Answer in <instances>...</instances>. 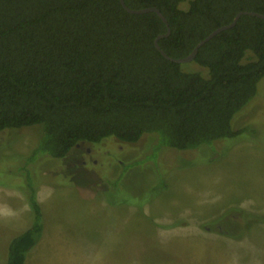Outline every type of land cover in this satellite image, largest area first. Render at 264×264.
I'll return each instance as SVG.
<instances>
[{
    "label": "trees",
    "instance_id": "16d2710c",
    "mask_svg": "<svg viewBox=\"0 0 264 264\" xmlns=\"http://www.w3.org/2000/svg\"><path fill=\"white\" fill-rule=\"evenodd\" d=\"M125 3L161 11L170 33L158 43L174 58L240 11L264 14V0ZM166 32L156 12L130 13L120 0H0V132L41 125L55 158L108 137L136 143L157 133L187 150L246 132L232 120L264 80V18L241 15L190 65L156 48ZM25 198L32 223L10 239L5 264H24L42 231L36 192Z\"/></svg>",
    "mask_w": 264,
    "mask_h": 264
},
{
    "label": "rangeland",
    "instance_id": "374dc122",
    "mask_svg": "<svg viewBox=\"0 0 264 264\" xmlns=\"http://www.w3.org/2000/svg\"><path fill=\"white\" fill-rule=\"evenodd\" d=\"M232 126L247 131L187 150L108 137L61 158L41 125L3 130L0 251L32 223L18 221L25 194L42 191L63 255L48 264H264V80Z\"/></svg>",
    "mask_w": 264,
    "mask_h": 264
},
{
    "label": "crops",
    "instance_id": "0c3cea01",
    "mask_svg": "<svg viewBox=\"0 0 264 264\" xmlns=\"http://www.w3.org/2000/svg\"><path fill=\"white\" fill-rule=\"evenodd\" d=\"M36 199H37V201H38V203L42 209L41 204H42V201H44L46 199V194L42 191H38L36 193ZM29 208L30 207H28V206H25L23 209L21 208L22 212H24V214L19 215L18 221H21L22 219H26L24 225H27L28 223H30L29 212H31V210ZM21 209H19V211ZM21 232H23V231L18 232V234ZM9 239H11V238H9ZM53 241H54V236L50 235L47 228H45V224L42 223V231H41L36 243L26 253L25 259H24V264H41L42 259H45L46 264H48V263L53 261L54 257L61 258L63 256V255H61V252H59L58 250H55V249L50 250V247L52 248V242ZM8 242H9L8 239L5 240L3 250L0 251V264L6 263L7 257L5 256V247H6V245L8 246Z\"/></svg>",
    "mask_w": 264,
    "mask_h": 264
},
{
    "label": "water",
    "instance_id": "95a60500",
    "mask_svg": "<svg viewBox=\"0 0 264 264\" xmlns=\"http://www.w3.org/2000/svg\"><path fill=\"white\" fill-rule=\"evenodd\" d=\"M120 2L122 4V6L124 7V9L127 10L130 13L141 14V13H146V12L154 11V12H156L163 19V21L167 25V32L165 34L159 35L155 39V46L163 54V56H165L166 58H168V59H170L172 61H175L177 63H189V62L193 61L194 58H195V56H196V54H197V52H198V50H199V48L203 44H205L207 41H209L217 33L233 27L237 23V21H238V19L240 18L241 15H243V14H249V15H256V16H259L261 18H264V14H262V13H256V12H253V11H240V12H238L236 14V16L234 17V19L230 23H228L226 25H222V26L214 29L204 39H202L201 41H199L188 55H186L184 57L174 58V57H170L164 50H162V48L160 47V45L158 43L160 38H162L164 36H167L170 33V26L168 24V21H167L166 17L161 13V11L157 7H145V8H140V9H132V8H130V7H128L126 5L125 0H120ZM79 145L80 144H77L76 146H79Z\"/></svg>",
    "mask_w": 264,
    "mask_h": 264
},
{
    "label": "flooded vegetation",
    "instance_id": "af4514ba",
    "mask_svg": "<svg viewBox=\"0 0 264 264\" xmlns=\"http://www.w3.org/2000/svg\"><path fill=\"white\" fill-rule=\"evenodd\" d=\"M76 147H80V145L79 146H76ZM90 151V150H89Z\"/></svg>",
    "mask_w": 264,
    "mask_h": 264
}]
</instances>
